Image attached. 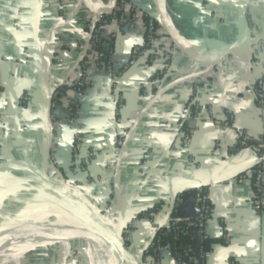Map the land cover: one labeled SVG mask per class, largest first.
<instances>
[{
  "label": "crops",
  "instance_id": "1",
  "mask_svg": "<svg viewBox=\"0 0 264 264\" xmlns=\"http://www.w3.org/2000/svg\"><path fill=\"white\" fill-rule=\"evenodd\" d=\"M73 1L62 6L59 0H0V52L22 60L27 49L33 57L30 65L12 64L0 88V235L16 233L17 221L34 209L60 212L72 207L56 216L42 214L24 229L56 223L78 208L96 210L85 200L76 203L78 199L105 208L111 187L117 202L109 213L124 228L161 198L201 185L210 189L214 205L210 264H264V211L252 207L253 182L237 180L254 170L257 154L234 149L240 131L264 136V110L254 96V85L264 78V6L241 5L237 0H130L156 18L158 43L123 73L119 91L105 70L94 74L88 89L68 90L79 102L78 124L86 148L101 151L88 173L70 177L65 171L71 166L73 136L63 109L52 112L51 96L61 79L80 77L88 62L84 35L90 13L87 3ZM110 2L95 0L96 5ZM126 14L128 22L109 26L105 37L115 68L136 45L145 43L144 19L132 22L130 8ZM16 21L19 30L12 27ZM244 27L250 39L241 45ZM225 45L235 47L223 55ZM171 47L175 51L166 56ZM217 59L222 64L212 67ZM166 64L169 69L152 86L150 81ZM119 92L124 96L123 127L128 134L123 152L117 147ZM194 96L204 106L232 111L234 127L219 130L203 111L193 144L185 150L181 125ZM22 205L27 208L18 213ZM13 216L12 222L1 221ZM83 227L71 225L60 231H74L70 236L44 239L47 242L20 263L93 264L89 231ZM155 232L156 225L140 221L125 254L123 246L120 264H142ZM162 264H172V259L165 256Z\"/></svg>",
  "mask_w": 264,
  "mask_h": 264
},
{
  "label": "built area",
  "instance_id": "2",
  "mask_svg": "<svg viewBox=\"0 0 264 264\" xmlns=\"http://www.w3.org/2000/svg\"><path fill=\"white\" fill-rule=\"evenodd\" d=\"M62 6L66 5L69 0H59ZM73 1V0H72ZM85 1L88 5L90 19L87 24V31L85 32V53L88 56V62L83 65L82 74L76 79L63 78L60 83L55 86L51 96L52 112L57 113L59 109H63V118L73 136V149L71 166L65 171L66 176L74 177L78 173H88L91 163L96 159L101 151L96 148L87 147L85 143V136L78 124L79 119V102L73 99L68 90L83 91L88 89L94 83V74L97 71H106L110 74L113 87L115 91H119L122 86V75L128 71L135 64H137L143 57L149 54L152 47L158 43L159 24L150 13L142 11L138 5L130 0H116L114 8L111 12L97 18V15L103 13L108 5H96L95 0H74L73 2L82 4ZM111 3V2H110ZM130 8L132 12L131 21L137 23L143 18V31L145 35V43L136 45L130 57L119 65V68L113 66L111 59L113 49L105 42V37L108 33L109 26L115 25L121 27L128 22L129 17L126 14V9ZM13 29L19 30V22L13 24ZM176 47H171L166 50L165 55H172ZM110 57L109 60L107 58ZM153 59V58H151ZM33 57L30 56L29 51L25 49V59H17L8 56L6 53L0 52V88L4 79L3 70L7 71L12 64H32ZM222 64L220 59H217L212 65L219 68ZM166 64L157 73V77L153 78L150 83L152 86L158 84V77L165 74L168 70ZM144 89V94L147 93ZM254 96L259 109L264 110V78H260L254 85ZM26 96L22 95V98ZM77 103V104H76ZM189 111L182 123H186V127L182 130V147L187 150L191 147L194 141V134L196 131V124L202 119V112L206 111V118L213 122L219 130H229L234 127L235 116L230 110L217 111L212 106H204L202 102L192 97L189 101ZM125 107L124 96L119 92L118 101L115 108V115L117 122L121 129L117 137V147L120 152L125 151L127 146V130L123 127V110ZM0 116L3 113L0 112ZM248 131H240V135L247 136ZM263 136V135H261ZM264 148V144L261 145ZM87 149L84 153L83 151ZM251 149V148H248ZM252 150V149H251ZM257 169L248 173H243L237 178L238 182H245L251 180L254 186V193L251 199L252 207L260 212L264 211V154L257 156ZM88 180H91L88 177ZM193 197L186 200L190 207L194 209L191 217H181L171 215V210L175 205L186 202L182 197V191L179 192L173 199L161 198L150 208L142 210L133 216L126 227L122 228V235L128 243L134 231V228L142 220H147L153 225H156V232L150 244L146 247L142 257V264H162L165 256L172 259V264H210L213 256V250H205L202 246L199 255L191 254V249L186 248L178 250L170 242H162L158 232L164 228L167 232L176 231L179 234L188 233V228H194L197 236L202 242L211 239L209 230V223L214 214L213 197L209 188L198 187L191 189ZM116 190L111 187L109 190L110 207L114 208L116 205ZM222 222L226 219L222 218ZM185 225V227H184ZM183 226V227H181ZM226 239L229 238L226 236ZM7 264H16L10 261Z\"/></svg>",
  "mask_w": 264,
  "mask_h": 264
},
{
  "label": "bare ground",
  "instance_id": "3",
  "mask_svg": "<svg viewBox=\"0 0 264 264\" xmlns=\"http://www.w3.org/2000/svg\"><path fill=\"white\" fill-rule=\"evenodd\" d=\"M105 222L107 223L98 211H87L83 208H78L74 210V214H65L64 217L58 219L56 223L50 224L46 227L40 229H21L23 232H28L26 234L16 232L17 235L16 233L0 235V263L23 252L18 245L20 242H27L36 239L34 237H39V240L48 239L51 238L49 235L54 236L60 234L62 230H65L71 225L82 224L85 229H88L89 231L93 264H120L125 243L122 239L123 244L120 251L116 238L112 235L110 230L99 226ZM113 228L114 226L112 229ZM116 231L121 235L120 228H117ZM6 236H8V238L1 239ZM9 262L10 261H7L2 264H7Z\"/></svg>",
  "mask_w": 264,
  "mask_h": 264
},
{
  "label": "trees",
  "instance_id": "4",
  "mask_svg": "<svg viewBox=\"0 0 264 264\" xmlns=\"http://www.w3.org/2000/svg\"><path fill=\"white\" fill-rule=\"evenodd\" d=\"M110 57L107 58L109 60ZM77 104V103H76ZM186 123H182L181 128L184 130L186 127ZM264 144V136H254L248 134L247 136L240 135L237 138V141L234 145V149H247L251 148L257 156L264 154V148L261 145ZM257 169V165L255 166L254 170ZM207 188V187H204ZM182 197L184 201L188 200L189 198L193 197V191L191 190H183ZM194 209L190 207L188 202L180 203L179 205H175L171 210V215L173 216H181V217H191L193 215ZM183 227V226H181ZM185 227V225H184ZM188 233L186 234H179L176 231L167 232L166 229L162 228L158 235H160L162 242H170L176 247L178 250H183L186 248L191 249V254L199 255L203 248L205 250H213L212 241L209 239L208 241L202 242L199 237L197 236L194 228H188ZM142 263V262H141Z\"/></svg>",
  "mask_w": 264,
  "mask_h": 264
},
{
  "label": "water",
  "instance_id": "5",
  "mask_svg": "<svg viewBox=\"0 0 264 264\" xmlns=\"http://www.w3.org/2000/svg\"><path fill=\"white\" fill-rule=\"evenodd\" d=\"M241 5H247V4H249V3H253V2H258V3H261L263 6H264V0H237ZM115 3H116V0H111V3L108 5V7L106 8V10L103 12V13H101V14H99V15H97V18H99V17H101V16H103V15H105V14H107V13H109V12H111L112 10H113V8H114V5H115ZM83 5H85L86 4V2L85 1H83V3H82ZM88 6V5H87ZM163 11V10H162ZM163 13L165 14L166 12L165 11H163ZM165 23H166V25H167V22H166V20H165ZM168 26V25H167ZM166 27V26H165ZM167 28V27H166ZM175 38V37H174ZM249 39H250V35H249V31L246 29V27H244V41L241 43V45H244V44H246V43H248L249 42ZM177 41V40H176ZM178 43V42H177ZM240 45V46H241ZM234 47H235V45H225V46H223V47H221V52H223V55H224V53L225 52H228V51H230V50H232V49H234ZM212 67H216V65H212ZM7 74V70L6 69H4L3 70V75H6ZM258 163V162H257ZM18 164V163H17ZM19 164H21V163H19ZM1 165H3L2 163L0 164V166ZM38 175V174H37ZM48 180L50 179L49 177H46ZM67 186V185H66ZM68 187H71L70 185L69 186H67V187H65V188H68ZM198 187H203V186H201V185H197V186H195V187H193V188H188L189 190H191V189H194V188H198ZM69 189V188H68ZM188 189H185V190H188ZM175 196H173V197H171L170 199H173ZM72 207H67V208H64L63 210H60V212H46V211H44V212H42V211H40L39 213H36V212H33V213H30L29 215H26V216H24L21 220H19V221H17V225H16V230H18L19 228H24V226H26V224L28 223V222H30V221H32V220H34V219H37L38 217H40L42 214H51V215H49V217L50 216H56V215H58V214H62L64 211L66 212V211H69L70 209H71ZM101 215V214H100ZM102 216V215H101ZM103 217V219H105L106 221H107V223L105 222V223H103V224H101V225H99L100 227H105V228H108L109 230H110V232L112 233V235L116 238V242H117V244H118V247H119V250L121 251V249H122V239H123V241H124V254L126 253V251H128V244H127V242L125 241V239H124V237H123V235H122V227H120V225H118L117 224V222H116V224L115 223H113L112 221L111 222H109V219H107L106 217H104V216H102ZM3 221V220H2ZM11 222H12V220H10ZM6 222H8V221H6ZM114 226V228L112 229V227ZM117 228H120V232H121V235H119L118 234V232L116 231V229Z\"/></svg>",
  "mask_w": 264,
  "mask_h": 264
},
{
  "label": "rangeland",
  "instance_id": "6",
  "mask_svg": "<svg viewBox=\"0 0 264 264\" xmlns=\"http://www.w3.org/2000/svg\"><path fill=\"white\" fill-rule=\"evenodd\" d=\"M110 197H109V195H108V197H107V201H106V206H105V208H102V207H99L98 205H96V204H94L92 201H90V200H88V199H86V198H82V199H78L77 200V202L76 203H79L81 200H85L87 203H89V204H91L98 212H99V214H101L102 216H104V217H106L107 219H109V222H113V223H115L116 224V221H115V218H113L111 215H110V203H109V201H108V199H109ZM81 203V202H80ZM25 206H27L28 207V204H26ZM25 206H21V210L18 212V213H20L21 211H23V210H25L24 208H27V207H25ZM78 207V206H77ZM79 207H80V205H79ZM23 208V209H22ZM32 208V207H31ZM35 210L36 209H34V211L33 212H35ZM24 217V216H23ZM62 217H64V215L62 216ZM61 217V218H62ZM9 219H2V220H4V221H10V220H14V216L13 217H8ZM1 220V221H2ZM46 227V226H45ZM42 228V227H41ZM79 231H82V230H78L77 232H79ZM74 231H69V232H63V233H61V234H57V235H54V236H50L49 235V237H51V238H49V241H54V240H56V239H58V238H61V237H67V236H70L72 233H73ZM17 233H28V232H23V231H21L20 230V232H19V230L17 231ZM17 233H16V235H17ZM5 237H2L1 239H4ZM34 238H36V239H34V240H31V241H27V242H20L18 245H19V247H20V250H23L24 251V249H25V252H23V253H21V254H19V255H17V257H16V259L15 260H13L12 262H15L16 264H19L21 261H22V258H23V256L24 255H26L28 252H30V251H32V250H36L38 247H39V245H41V244H43V243H45V242H47V240H39L40 238L39 237H34ZM26 248H30V249H28L27 251H26ZM33 254V253H32ZM16 256V255H15ZM14 257V256H13ZM5 261V260H4ZM21 264V263H20Z\"/></svg>",
  "mask_w": 264,
  "mask_h": 264
}]
</instances>
